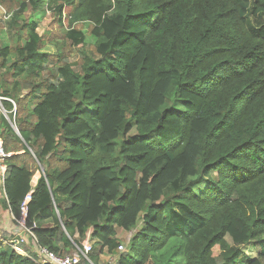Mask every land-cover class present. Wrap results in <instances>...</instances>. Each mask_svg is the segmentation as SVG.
Listing matches in <instances>:
<instances>
[{
    "label": "trees",
    "instance_id": "obj_1",
    "mask_svg": "<svg viewBox=\"0 0 264 264\" xmlns=\"http://www.w3.org/2000/svg\"><path fill=\"white\" fill-rule=\"evenodd\" d=\"M16 9L66 21L74 46L85 40L72 26L90 24L96 54L49 57L35 20L14 24L20 45L0 46V104L10 119L16 104L23 141L0 114L4 149L11 140L23 150H9L2 185L15 224L30 193L25 226L60 255L88 237L97 264L116 252V230L140 221L116 264H158L153 254L172 237L183 246L164 264H264V27L253 26L264 0H23ZM37 218L51 224L35 227ZM14 243L0 237V264H40Z\"/></svg>",
    "mask_w": 264,
    "mask_h": 264
},
{
    "label": "rangeland",
    "instance_id": "obj_2",
    "mask_svg": "<svg viewBox=\"0 0 264 264\" xmlns=\"http://www.w3.org/2000/svg\"><path fill=\"white\" fill-rule=\"evenodd\" d=\"M20 1H23V0H4V2L0 3V46L8 45L9 48L13 50L17 45H20L21 41L16 39L15 32L17 30L14 24L17 23L18 26H20L23 21L35 20L38 22L37 31L41 35L42 40H43V46L40 49V51H42L43 53H46L49 57L59 60L61 56L67 59L71 63H78L80 61L79 58H80L82 51H85L89 53L90 55L95 56L96 54L94 50L95 38L89 34L91 30L90 24L85 23V22H77L72 26L73 29L84 33V40H85L83 44L79 46H74L71 40L66 37V30L68 29V27L66 26V21L63 23L64 26L60 27L50 11H46L45 14L37 15V14H32L30 9L29 10H17L16 9L17 4ZM12 12L13 14L11 16L10 14ZM254 25H260L264 27V17H261L259 21L253 20V26ZM11 57H14L12 53H11ZM8 73L10 72L5 71L3 73V78L8 83H10L12 78L10 74ZM1 98L2 97H0V101H1ZM16 112H17V107H16V104L14 103L13 109H12L13 117H14V114L16 117L18 116V114H20L19 110H18L17 115H16ZM0 114L2 115L7 114L8 116V113L4 112L1 106H0ZM13 117L10 119V117L8 116L9 121L12 124V125L11 124L9 125L11 126L14 134L20 139V142H23L21 139L22 137L20 136V133L18 131V128L16 129L17 127L16 124L14 125L13 121H15V118L13 119ZM31 121H33V118H31ZM15 148L16 149L20 148V144L17 143L15 145ZM1 185L2 183L0 180V192H1ZM177 186L178 184H176L175 187ZM197 189L199 190V187ZM166 191L171 192L172 189L167 188L165 192ZM176 207L181 212L183 211V209L180 206L177 205ZM139 227H140V221H138L137 226L132 228L130 231L117 229L116 238L118 239V242H120V244L123 243L124 250H120L117 248L114 254L104 253V254L99 255L97 264H105V263L115 264V262H117L119 254L128 250L129 239L135 232L139 230ZM6 233L7 232H4L3 235H6ZM6 238H8V236ZM225 239L228 245H233V242L228 235H226ZM92 246H93V243H92ZM182 246H183V242L179 238L172 237L168 240L166 246H164L162 249H160L159 251L153 254L155 256L154 258L158 262V264H164L165 261L169 258V255H171L172 252H175V253L180 252ZM26 247L30 250V252H32V247L30 243H28ZM242 248L245 251V253L248 254L250 257L256 256V249L254 246H252L251 243L243 246ZM70 252H72V250ZM180 261H181L180 257L175 258L176 264H180Z\"/></svg>",
    "mask_w": 264,
    "mask_h": 264
},
{
    "label": "built area",
    "instance_id": "obj_3",
    "mask_svg": "<svg viewBox=\"0 0 264 264\" xmlns=\"http://www.w3.org/2000/svg\"><path fill=\"white\" fill-rule=\"evenodd\" d=\"M4 99V98H1ZM1 105V104H0ZM14 113V111H13ZM17 129V128H16ZM1 131V128H0ZM12 152L6 151L3 146V141L0 137V173L3 174L6 169V161L11 157ZM1 182H3V177L0 176ZM30 193H27L21 203L22 216L17 221V225L20 227L24 235L20 234L18 242L27 245L30 243L32 247V252L34 255H30V258L40 264H85L90 263V253L92 252V246L90 243L85 242L80 247L75 246V248L66 255H59L49 250L44 246L37 244V240L31 231L30 227L25 226V215L27 209V203L30 201ZM118 249L124 250L123 243L119 244ZM13 250L23 253L22 246L14 243Z\"/></svg>",
    "mask_w": 264,
    "mask_h": 264
},
{
    "label": "crops",
    "instance_id": "obj_4",
    "mask_svg": "<svg viewBox=\"0 0 264 264\" xmlns=\"http://www.w3.org/2000/svg\"><path fill=\"white\" fill-rule=\"evenodd\" d=\"M14 12V11H13ZM13 12L10 14L12 16ZM8 15V16H10ZM10 58L11 55L9 56ZM10 74V73H8ZM26 94V91H23L22 92V95ZM1 106V105H0ZM3 109V108H2ZM13 109V107H12ZM4 110V109H3ZM14 119V117H13ZM16 127V126H15ZM17 128V127H16ZM2 139V138H1ZM3 141V140H2ZM10 144H7L8 146V149H12L14 150L13 152L14 153H20L22 152L23 150H20V151H17L15 150V145L13 143V141L9 140ZM11 150V151H12ZM42 167L40 168V170H36L34 175L31 177V181H30V184L32 187L35 186L36 182H37V179L39 178V176L41 175V171H42ZM0 176H2V174L0 173ZM2 185H3V182H1ZM2 185H1V192H0V237L1 238H4L5 239V242L8 244V243H11V246L13 245V243L19 239L20 237V234L24 235L23 232L21 231L20 227L15 224L14 220H13V216L12 214L10 213L9 209H6L2 206V201L3 199L5 198L4 196V192H3V189H2ZM51 224V221L50 220H43L41 218H37V221L35 223V227H42V226H48ZM17 226V227H16ZM4 232H7L6 235H3ZM8 236V238H6ZM84 241H90L88 239V237H86V239ZM24 246H27L25 244H23ZM105 253V252H104ZM104 253H100L99 255L101 254H104ZM107 254V253H106ZM98 255V256H99ZM107 264V263H105ZM116 264V262H115Z\"/></svg>",
    "mask_w": 264,
    "mask_h": 264
},
{
    "label": "bare ground",
    "instance_id": "obj_5",
    "mask_svg": "<svg viewBox=\"0 0 264 264\" xmlns=\"http://www.w3.org/2000/svg\"><path fill=\"white\" fill-rule=\"evenodd\" d=\"M12 103H13V105H14V102L12 101V100H10ZM3 110V109H2ZM4 112H6L5 110H3ZM6 115L7 114H5L4 116L6 117ZM8 118V117H7ZM8 121H9V118L7 119ZM10 123V122H9ZM7 151V150H6ZM5 172V171H4ZM2 176H3V178H4V173L2 174ZM85 242H88V243H90L91 244V246H92V241H83L82 243H81V245L83 244V243H85ZM92 250H93V246H92ZM57 254V253H56ZM69 254V253H68ZM60 255V254H59ZM62 255H66V254H62ZM90 264H91V261H90Z\"/></svg>",
    "mask_w": 264,
    "mask_h": 264
},
{
    "label": "water",
    "instance_id": "obj_6",
    "mask_svg": "<svg viewBox=\"0 0 264 264\" xmlns=\"http://www.w3.org/2000/svg\"><path fill=\"white\" fill-rule=\"evenodd\" d=\"M8 116L6 115V118H7ZM8 119V118H7ZM10 122V121H9ZM10 124H11V122H10ZM12 125V124H11ZM13 127V126H12Z\"/></svg>",
    "mask_w": 264,
    "mask_h": 264
}]
</instances>
